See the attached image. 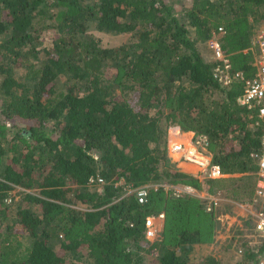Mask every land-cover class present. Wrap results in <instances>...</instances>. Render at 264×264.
Instances as JSON below:
<instances>
[{"label": "trees", "instance_id": "16d2710c", "mask_svg": "<svg viewBox=\"0 0 264 264\" xmlns=\"http://www.w3.org/2000/svg\"><path fill=\"white\" fill-rule=\"evenodd\" d=\"M263 22L264 0H191L179 12L172 0H0V264H69L83 250L87 264H189L224 201L208 213L164 189L199 184L167 157V130L205 136L213 163L238 174L212 184L244 191L251 179L253 189L264 124L237 102L244 80L214 77L222 61L207 43L219 36L231 69L250 78ZM90 25L128 38L102 47ZM97 176L103 183L90 184ZM142 186L144 203L122 194ZM225 196L235 205L251 197ZM159 213L150 242L145 219ZM256 256L248 248L234 264Z\"/></svg>", "mask_w": 264, "mask_h": 264}, {"label": "built area", "instance_id": "2783aa9c", "mask_svg": "<svg viewBox=\"0 0 264 264\" xmlns=\"http://www.w3.org/2000/svg\"><path fill=\"white\" fill-rule=\"evenodd\" d=\"M218 31L222 32V27H218ZM252 45L256 48V53L252 61L254 72L250 78H246L241 70L231 69L230 63L226 58V54L221 49L219 37L214 35L209 46L213 55L222 61V65H218L214 69V77L218 79L222 85L228 86L233 81L244 80L245 85L237 98L238 104L245 107L251 113H254L264 124V22L258 26L256 34L252 38ZM178 126H169L167 130V144L169 154L179 162H183L194 167V176L199 181L220 179L224 174L218 164L213 163L212 156L208 151V141L203 135H195L183 137V130H176ZM256 159L257 170L254 175V183L252 195L249 201L245 202V208L248 215L252 217L255 231L260 233L263 238L261 241L260 251L258 252L253 264H264V136L263 144L260 150L253 155ZM90 184L103 183L100 177H92L89 179ZM127 193L134 192L138 203H144L147 199V187H137L130 189L125 187ZM164 189L170 190L175 197L180 195H192L200 200L204 206V210L208 213L214 212L221 204L223 198L220 194L209 192L207 190L196 191L190 185L182 187L175 185H164ZM10 201V199H7ZM163 213L155 216H148L145 219V236L148 240H154L157 226L156 220H162Z\"/></svg>", "mask_w": 264, "mask_h": 264}, {"label": "rangeland", "instance_id": "374dc122", "mask_svg": "<svg viewBox=\"0 0 264 264\" xmlns=\"http://www.w3.org/2000/svg\"><path fill=\"white\" fill-rule=\"evenodd\" d=\"M190 1L191 0H172L174 8L177 12H179L182 7L188 5ZM88 32L91 33L99 41V45L102 47L118 46L128 38V35L126 34L101 31L96 29L93 25H90L88 27ZM52 33L53 31L51 30L44 31L42 33L40 38V48H44V46L50 45ZM207 45L209 46L208 43ZM204 54L206 57L211 56L209 52H204ZM43 56L44 53L40 50V57ZM112 72L113 70L109 72V77L112 75ZM7 137L10 138L11 136L7 135ZM167 146L168 144L166 145V155L169 160L175 163L178 168L184 169L187 173L191 174L195 178L193 174L194 171L191 172L189 170L190 167L188 168L181 165V163L183 162H179L177 160L175 161V158H173L169 154ZM191 169L194 170V167L191 166ZM225 177L235 178L238 177V174H232L230 176L227 175ZM197 181L199 182L198 186H190L195 188L196 191L207 190L209 192L220 194L223 198L222 201H224V204H222L214 214L216 219V225L214 227V233L212 234L211 239L204 243H199L193 246L194 248L189 255V264H199L204 261H206L205 263L207 264H234L239 258L244 257V253L247 251L248 248H250L251 253L257 255L256 251L261 246V241L263 238L260 236L259 232L255 231L254 222L247 217L248 214L246 212L245 202L249 201L250 199L242 201L239 204L235 205L232 204L231 201L228 202V198L225 196V194L228 193L229 195H232L233 193H241L243 198L252 195V180L248 179L245 183H242L243 187H245L244 191H239L238 187H236L237 183H235L234 181H226L225 183L218 182L216 185L212 184V182H210L209 180L199 181L197 179ZM163 184L164 183H162V185ZM175 186L182 187L183 185ZM20 192L21 189L15 188L14 190H11L8 197L5 199V204L7 205V209L9 212V216L5 221H11V219L14 218L16 203L20 196ZM122 194H127V190L125 189V187H123ZM192 197L196 198L195 196ZM7 199H10V201ZM163 221L164 218L162 220H156L157 231L154 239L160 235L163 226ZM149 241L152 242V240ZM58 245V242H56L54 247L58 248ZM82 255L83 257L80 260L72 259L70 261L69 257L68 263L87 264V259L86 257H84L86 255L85 250L82 251ZM214 261L217 263H214Z\"/></svg>", "mask_w": 264, "mask_h": 264}, {"label": "crops", "instance_id": "0c3cea01", "mask_svg": "<svg viewBox=\"0 0 264 264\" xmlns=\"http://www.w3.org/2000/svg\"><path fill=\"white\" fill-rule=\"evenodd\" d=\"M180 128L178 127V129H176V130H179ZM181 130V129H180ZM182 131V130H181ZM192 134H193V132H190V131H183L182 132V135H184L183 137H185V138H187V137H190V136H192ZM167 139H168V137H167ZM173 159V158H172ZM174 160V159H173ZM176 161V160H175ZM181 165H183V166H185V167H190V171L191 172H193L194 170L193 169H191V166L192 165H189V164H186V163H181Z\"/></svg>", "mask_w": 264, "mask_h": 264}]
</instances>
